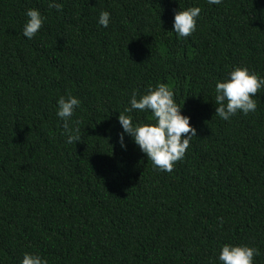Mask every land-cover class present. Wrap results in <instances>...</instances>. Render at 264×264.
Masks as SVG:
<instances>
[{
    "label": "trees",
    "instance_id": "1",
    "mask_svg": "<svg viewBox=\"0 0 264 264\" xmlns=\"http://www.w3.org/2000/svg\"><path fill=\"white\" fill-rule=\"evenodd\" d=\"M189 7L197 27L179 37ZM30 8L47 17L31 39ZM236 67L264 78V0H0V264H223L225 244L264 264V86L256 111L215 116ZM159 83L197 131L172 172L120 142V112L155 122L125 109ZM68 94L77 143L57 115Z\"/></svg>",
    "mask_w": 264,
    "mask_h": 264
},
{
    "label": "clouds",
    "instance_id": "2",
    "mask_svg": "<svg viewBox=\"0 0 264 264\" xmlns=\"http://www.w3.org/2000/svg\"><path fill=\"white\" fill-rule=\"evenodd\" d=\"M210 4H220L221 0H208ZM49 8L62 10L63 5L50 3ZM201 13L200 7H189L178 11L174 18V31L179 37L187 38L196 30L197 18ZM28 21L24 26V35L31 39L42 28L47 17L36 8L28 9ZM110 22V13H100L99 24L107 27ZM264 86V78L258 73L250 72L247 67H236L230 78L218 81L215 85V103L217 105L215 116L229 120L238 111L244 114L256 111L257 100L253 97ZM81 101L74 95L61 96L58 100L57 115L64 120L65 133L68 143L81 141L79 136L80 120H71ZM131 107L125 112L133 110L151 111L155 122L133 123L131 115L120 112L119 122L124 130L120 136L122 147L124 133L131 135L140 150L147 154L148 159L160 170L172 172L174 164L183 159L190 146L191 138L197 136L196 129L190 124V117L181 112L180 106L174 101L173 90L165 83H159L154 89L150 86L147 93L137 99L133 92ZM222 220V218H221ZM260 255L259 249L248 245L225 244L220 252L219 259L223 264H254V257ZM22 264H48V261L38 254L25 253Z\"/></svg>",
    "mask_w": 264,
    "mask_h": 264
}]
</instances>
